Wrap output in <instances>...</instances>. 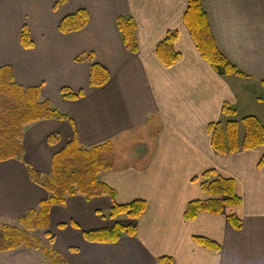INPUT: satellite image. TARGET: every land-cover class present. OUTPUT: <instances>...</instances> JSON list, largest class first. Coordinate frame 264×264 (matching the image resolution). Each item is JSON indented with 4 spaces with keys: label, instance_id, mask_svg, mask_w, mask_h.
Listing matches in <instances>:
<instances>
[{
    "label": "crops",
    "instance_id": "0c3cea01",
    "mask_svg": "<svg viewBox=\"0 0 264 264\" xmlns=\"http://www.w3.org/2000/svg\"><path fill=\"white\" fill-rule=\"evenodd\" d=\"M201 3L218 48L247 77L219 75L201 57L183 23L187 0H0V67H10L22 87H38L41 99L68 116L26 125L23 160L0 162V223L18 226L20 216L50 196L30 179L26 164L51 174L53 155L74 137L84 148L111 142L112 168L100 171L99 180L115 190L116 203L142 199L146 210L136 219L102 216L113 204L106 195L86 200L76 194L53 205L46 229L33 234L48 243L49 233L68 264H155L162 255L175 264H264V166L258 167L264 145L216 154L208 133L210 123L235 119L241 141L244 116L264 120V0ZM79 9L87 12L86 25L60 31V21ZM119 16L135 23L134 53L122 40ZM24 28L27 47L20 42ZM168 30L178 32L174 48L181 54L169 67L156 55ZM93 63L109 73L101 87L89 85ZM62 88L83 94L69 100ZM224 102L233 115L221 113ZM49 135L57 142L48 143ZM209 169L234 179L242 202L187 220V203L209 198L200 186ZM232 214L241 220L239 230L227 220ZM116 222L134 224L136 233L114 243L83 237L82 231ZM197 236L220 250L201 246ZM0 264L51 263L40 251L21 247L2 252Z\"/></svg>",
    "mask_w": 264,
    "mask_h": 264
},
{
    "label": "trees",
    "instance_id": "16d2710c",
    "mask_svg": "<svg viewBox=\"0 0 264 264\" xmlns=\"http://www.w3.org/2000/svg\"><path fill=\"white\" fill-rule=\"evenodd\" d=\"M88 21L87 12L79 9L64 17L58 29L70 32L81 29ZM183 23L187 27L194 45L201 57L208 62L219 75H234L247 77L233 62H231L218 48L210 29L208 15L201 0H187L183 14ZM117 25L122 40L130 52L137 51L135 23L131 18L119 16ZM178 36L176 30H168L164 38L156 46V55L164 66H171L177 62L181 54L174 48ZM23 46H30L31 42L27 30L24 28L20 35ZM109 80V73L98 63L90 68L89 85L101 87ZM264 87V80L261 82ZM63 98L76 100L82 92L73 93L68 88H62ZM221 113L225 116L234 114V110L227 103L221 106ZM66 120L68 116L55 108L48 100L40 98L38 87H22L13 79L12 69L0 67V162L8 159L23 160L22 145L23 129L26 125L42 119ZM244 134L238 140V122L229 119L225 122H213L208 125L210 145L216 154H232L241 150H250L264 145V120L254 115H247L241 119ZM58 137L49 135L47 141L56 143ZM112 150L111 142H106L91 148L81 147L77 138L69 141L63 149L53 155L52 173L42 175L26 164L30 179L44 188L50 196L41 201L37 209L31 210L18 219V226L0 223V254L5 251L16 250L21 247L40 251L51 264H68L66 258L52 246L53 237L45 232L48 243L32 234L34 231L46 229L49 223V213L53 205L63 204L67 196L81 194L86 200L106 195L113 204L107 215L115 218L125 215L129 219L138 218L147 207L142 199H135L124 204L115 202V190L98 178L102 170L112 168L107 154ZM264 166V155L258 162V167ZM204 180L200 186L209 195L206 200H192L187 203L184 218L193 219L199 212L219 214L226 207L237 206L242 199L236 194L235 181L217 175L209 169L201 174ZM197 178H194L196 180ZM230 225L239 230L241 220L234 214L227 217ZM72 225L78 228L77 224ZM64 226V224H60ZM136 233L134 224L116 222L112 227L82 231L83 237L89 242L114 243L122 236H133ZM194 240L201 246L218 252L220 245L208 238L197 236ZM72 251H77L72 248ZM155 264H175L171 256L162 255Z\"/></svg>",
    "mask_w": 264,
    "mask_h": 264
},
{
    "label": "rangeland",
    "instance_id": "374dc122",
    "mask_svg": "<svg viewBox=\"0 0 264 264\" xmlns=\"http://www.w3.org/2000/svg\"><path fill=\"white\" fill-rule=\"evenodd\" d=\"M239 125H240V134L243 133L244 134V125L241 121H239ZM33 234V233H32ZM36 236V235H35ZM38 237V236H37Z\"/></svg>",
    "mask_w": 264,
    "mask_h": 264
}]
</instances>
